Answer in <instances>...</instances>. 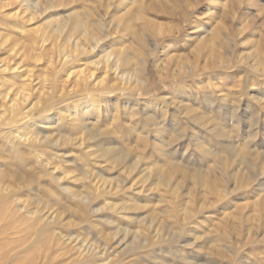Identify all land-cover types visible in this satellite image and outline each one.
I'll list each match as a JSON object with an SVG mask.
<instances>
[{
  "label": "rangeland",
  "instance_id": "rangeland-1",
  "mask_svg": "<svg viewBox=\"0 0 264 264\" xmlns=\"http://www.w3.org/2000/svg\"><path fill=\"white\" fill-rule=\"evenodd\" d=\"M37 1L0 0V64L7 63V69L0 66V79L18 85L12 86L14 91L29 84L34 100L43 99L42 95L52 92L53 86V93L62 98L83 82L80 80L92 84L104 77L111 83L129 84L117 101L118 110L114 97L103 103V110L92 107L86 114L88 122L98 118L102 129L114 124L108 137L113 141L111 146L125 149L131 156H143L140 167L144 178L135 179L133 184L132 175L123 191L105 196L117 203L116 212L107 208L93 213L105 203L100 197L92 212L88 210L90 222L67 224L80 218L75 211L77 205L67 199L73 206L63 212L66 228L86 237L89 243H82L88 247H83L92 245L97 252L104 247L105 251L107 246H112V252L119 246L116 241L121 234L114 239L112 233L117 224L121 229L141 228V245L145 246L133 252H143L141 260L147 264H198L207 260L213 264H264V0H56V6L47 11L34 8ZM40 1L45 5L44 0ZM75 14L86 19L89 29L99 33L102 40L96 51L92 50L84 38L88 37L84 28L67 25L64 33L73 38L70 46L78 38L88 49L63 64L59 49L65 35L55 27L59 17L67 18L70 24ZM99 22L104 24L103 30L93 28ZM41 29L48 35L44 44ZM54 31L56 35L51 33ZM105 48L116 52L122 49L128 56L123 68L134 70L139 84L135 77L122 81L120 68L112 67L113 57L105 61ZM22 74L24 80L30 76L27 83H23ZM76 104L82 106L84 102L71 98L62 101L54 112L64 117L63 110ZM162 117L167 120L159 132L161 127L155 124ZM59 122L61 129L71 130L66 120ZM42 126L52 134L60 130L56 124ZM76 150L77 154L66 153L64 160L62 156L64 162L60 163L69 166L75 176L74 165L65 159L85 153ZM9 163L10 169L14 168ZM104 163L100 166H109ZM3 168L7 166L3 164ZM117 169L112 173L117 174ZM29 176L35 181L23 189L24 193L43 198L49 178L44 177L39 184V179ZM64 182L73 184L70 178ZM76 183L77 187L83 185L82 181ZM108 217L114 224L106 222ZM72 244L63 245L53 264H78V245Z\"/></svg>",
  "mask_w": 264,
  "mask_h": 264
},
{
  "label": "bare ground",
  "instance_id": "bare-ground-1",
  "mask_svg": "<svg viewBox=\"0 0 264 264\" xmlns=\"http://www.w3.org/2000/svg\"><path fill=\"white\" fill-rule=\"evenodd\" d=\"M44 1L45 5L43 6L40 0L34 2V8L40 10L43 7L47 11V9L49 10L50 8H54L56 6V0ZM27 7L29 8V6ZM79 17V14H75L71 18L70 24L66 20L67 18L64 19L62 17H59L60 22L55 27L56 31H58L61 35H65L64 32L67 30V25H71L74 29L84 28L83 30H85V33L88 35V37L84 35V38L89 41L90 47H92L89 48L95 50L97 48V44H99V42L102 40V36L99 33L90 30L89 25L87 24L88 21H85L86 19H80ZM92 26L93 28H100L103 30L102 27L104 26V24L102 22H99L95 23V25ZM43 30L45 31V29ZM41 31L42 29L40 30V34ZM54 32L51 33L56 35V32ZM72 32L74 33L73 30ZM46 34L47 33L42 31V34L40 36L42 37V44H44L43 42L48 39V35ZM50 34L49 36L51 37L52 34ZM71 37L72 36L68 34L65 35L64 40H62V50L60 51L59 49V53L61 54V56H59L60 61L63 64H67L70 61L72 62V60L77 59L78 56L83 53V51L88 49L86 44H84L81 40L79 41L78 38H74L76 41L73 40V43L71 44L72 46H70L69 42L71 41V39H73ZM6 38H8L9 40V37ZM0 39L2 40V38ZM6 41L7 39L4 40V42ZM94 41H96V44L93 43ZM13 47L15 48L16 45ZM105 51L106 52L104 54L102 53L103 51H101L105 58V61H110V58L113 57V59L111 60L112 67L116 68L115 70H118L120 68V71L118 70V73H122L120 74L122 81L125 80L124 82H126V77H128V80L135 77L137 84L140 83L139 78L137 79L136 76H134V70L123 68V66L127 64L128 56L125 55L122 49L116 52L112 48H110V50L105 48ZM20 53L21 52L19 51V54ZM42 56L43 55H41L40 57L43 59ZM24 57L22 56V58ZM25 59L26 57L24 58V60ZM94 59L95 61H98L99 58L97 59V57H95ZM94 59L92 61H94ZM100 60L102 61V59ZM51 61L53 60L51 59ZM49 63L51 62L49 61ZM94 63L92 62L93 65ZM20 65L23 64L21 63ZM0 66H3V64H0ZM5 66H3L4 69H7ZM15 66H17V68L19 67L18 65ZM28 66L30 67V65ZM104 66H107L108 68L109 64ZM10 68H12V66ZM26 68V70L28 71V67ZM45 68H47V66L44 67V70ZM14 70L16 71V68ZM23 70L24 68L22 69V71ZM9 73L11 74V70ZM94 73L92 72L89 75L90 78L94 76ZM13 74L15 73L13 72ZM28 76L27 79L25 78L27 81ZM12 77L11 79H13ZM41 78L39 79L41 80ZM22 79L24 80V75ZM76 79H78V77ZM26 80H24L23 83H27ZM79 80L80 79H78V81ZM81 81L83 82L80 83L77 88L73 90L69 88L71 91H69L68 94L62 98L59 94V97H57V95L53 93V89L55 88L53 86V89H51L52 92H48V90L50 89L46 88L48 93H46L45 95L42 93V96H45L44 98H47L48 100H44V98L34 100L35 98L33 99L29 94V84H22V88L14 91L12 89V86L15 85L13 84V82H11L10 84L6 78H3V80L2 78L0 79V99L4 102V104H1L2 102L0 100V264H12L13 262H15L16 264H21L23 261H25L24 264H53V261L58 257L59 251L63 249V245L69 246L74 242H76L75 246L78 245L77 248L79 250V256L81 257H78L79 260L75 261L78 264H147L141 260V255H143V252H133L145 246V244L141 245L143 243V238L141 236L142 231H140L141 228L139 230H131L130 228L121 229L117 224V226L114 227L115 231L112 233L115 237L114 239H116V236L121 234V236H118L116 241L117 245L119 246L117 248L113 246L114 248L111 252L110 248L112 246H107L109 244H106V241H108L106 240L105 244L107 246V249L103 251L105 249L104 247L103 250L101 249L99 252H97L95 249H91L92 245L90 246V248H84L87 245L84 246L82 242H88L87 239H85L86 237H81V235L79 234H72L71 227L66 228V225L64 223L65 221L63 222V220H65L63 217L64 210L66 211L67 208L73 206V203H69L66 201L67 199H71L72 202L74 201V204L77 205L75 211L76 213H78V216H80L79 221L76 222V220L73 219V221H68L67 224H85L86 222H90V218H92V216H89L88 210L92 212L91 209L93 206H95L94 203L98 201L100 197H104L105 203L100 205L98 210H93V213L98 211L102 213L107 208L115 210L116 212L118 210L117 203H114L109 196H105L108 194H114L115 192L121 190L123 191V189H125L124 187H126L127 180H129L132 175L134 176H132V182L134 180L133 184H135L136 180L141 181L144 178V176H141L142 170L140 167V162L143 156L139 153L131 156L125 149H118L114 146H111L113 145V141H111V138L108 137L113 132L112 125L114 124L110 123V127L108 129H102V127H100L99 125L98 118L95 122L91 123L88 122L89 120L86 114V111L91 112L90 109L92 107L96 108L97 111L103 110V103L107 102V99L111 100L114 97L116 98L114 103L115 109L118 110L119 105H116L118 104L117 101H119V97L123 96L124 91L130 85L127 84V86L124 85L123 82L121 83L116 81L115 83H111V81H108L104 77L102 79L98 78L97 81L95 83L92 82V84L89 83L88 80H80V82ZM19 83H21V81H19ZM15 87L18 88L19 86L15 85L14 88ZM45 92L46 91H44V93ZM71 98H76L77 103L79 99H82L84 104L82 106L76 104L71 109H64L63 111L66 115H64V117L60 115L58 116V114L54 112L56 107L59 106L62 101L64 103L67 100L69 101ZM67 115L70 118H68ZM157 117L159 116L157 115ZM50 119L52 120L50 121ZM62 119L66 120L65 125L69 126L71 130H63L65 128L61 129V126L63 127V125L62 123L60 124L59 121ZM166 120V118L162 117L158 120V122H156L155 125H160L161 127L159 132L163 131L162 128L165 126L164 124H166ZM54 124H56L57 127H60V130L58 128L56 129V134H52L51 132H49L50 130L47 132L46 129H44V127L42 126H52ZM104 142H106V145L104 144ZM89 148L92 149L90 150ZM76 149H79L80 151L83 150L85 151V153H83V155L81 154L79 158H74L72 160L65 159V161L68 162V164L69 162H71L70 164L74 165L73 171L77 172V176L73 175L72 171L68 169L69 166H61L64 162H62V156L64 160V157L67 156L66 153L77 154ZM112 153L113 155H108ZM93 157H95L94 160H92ZM128 158H130V161H127ZM131 158H133V160ZM245 159L251 165L249 158L245 157ZM7 161L9 164H14V168L11 167L10 169ZM61 162L62 164L60 165ZM102 162L109 164V166L104 163L103 165L106 166L101 167L102 165L100 166V163ZM3 164L7 166V168H3ZM114 169L119 170V172L117 174L112 173ZM29 175H32L33 177H36V179H39V184L42 183L44 177L49 178L46 187L47 191L46 193H44L43 198L40 196V194L29 195L24 193L25 191H23V189L32 185L35 181ZM65 178L72 179L73 184L71 185L64 182ZM160 179L166 181L165 177L162 178L161 176ZM77 181L83 182V185L81 186L82 188L77 187ZM133 184H131V186H128H130V188H133ZM56 206L58 207V210H55V208H53ZM121 207L127 209V207H125L124 205H122ZM72 215L73 214H71V216ZM106 222L114 224V221L110 220L109 217ZM85 231L86 235L89 234V228ZM109 235L107 233L108 238ZM101 236L103 235L101 234ZM110 242L112 243V240ZM113 244L114 243H112V245ZM98 247L100 248V245ZM22 254H24V258L22 257ZM162 262L164 263L165 261L162 260ZM166 264H174V262H167ZM198 264L213 263L212 261L207 260Z\"/></svg>",
  "mask_w": 264,
  "mask_h": 264
}]
</instances>
